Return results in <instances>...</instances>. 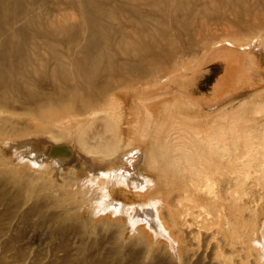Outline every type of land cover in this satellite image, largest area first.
Masks as SVG:
<instances>
[{
    "label": "rangeland",
    "instance_id": "obj_1",
    "mask_svg": "<svg viewBox=\"0 0 264 264\" xmlns=\"http://www.w3.org/2000/svg\"><path fill=\"white\" fill-rule=\"evenodd\" d=\"M257 2L243 0L240 5H232L228 0H0V53L6 57L8 70H12L10 66H18L17 63L21 68L22 65H42L45 58L51 59L56 53L65 59L68 70L74 66L73 70L78 72L82 68L78 56L84 41L92 35L100 36L101 48L109 53L103 55L101 48L96 49L94 52L104 58L101 57L95 67L101 72L107 66L104 82L93 84L102 77L93 74L89 80L92 83L83 85L82 94L110 106L106 112L99 109V115L109 117L112 134L118 140L141 145L140 128H145V124L147 127L168 124L172 118L181 122L180 127L184 122L208 124L206 127L212 124L215 128L234 123L239 135L251 127L260 138L264 135V0ZM222 41L235 42L242 50L226 46ZM18 44V60L13 66ZM136 69L142 78L136 75ZM46 71H51V66ZM167 76H171L169 80ZM173 78L175 82L170 83ZM43 90L50 92L49 87ZM189 99L208 108L198 114L199 109L192 106ZM70 117L73 129H83L89 124L88 119H96L98 123L92 131L100 127L99 116L95 119L88 114ZM20 138L25 136L17 139ZM51 143L50 150L58 145L68 149L69 163L74 162L78 153L84 155L75 138ZM15 146L14 149H18V145ZM242 150L240 142L239 151ZM23 160L20 162L24 163ZM247 160L242 155L239 158L243 164L249 163ZM160 164L162 166L163 162ZM245 171L248 179L236 201L244 210L235 212L236 233L226 219L210 216L213 219L205 220L204 214L189 217L195 220L191 228L196 232L188 240L187 264H264V183L261 177L264 152L250 160ZM206 199L203 196L205 203ZM82 200L81 206L86 210L94 207L91 197ZM0 203V208L4 209L6 201ZM11 211L9 209L8 213ZM43 221L44 215L33 216L25 224V240L18 243L23 248L24 258L14 261L11 258L14 249L0 246V264H60L59 260L67 255L68 264H89V249H98L106 264H127V252L140 251L138 244L128 239L130 229L122 231L125 235L121 237L102 232L107 225L115 226L112 221H107V225L98 224L100 235L105 237L100 243L104 246L97 247L99 237L90 241L88 234L81 233L80 229L68 236L64 233L67 244L60 249L54 240V224L45 226ZM2 223L7 231L0 234V244L7 240L13 226L22 225L19 216L14 219L7 216ZM232 237L234 246L231 247ZM147 252L137 264L150 263ZM159 264L180 262L170 259Z\"/></svg>",
    "mask_w": 264,
    "mask_h": 264
},
{
    "label": "bare ground",
    "instance_id": "obj_2",
    "mask_svg": "<svg viewBox=\"0 0 264 264\" xmlns=\"http://www.w3.org/2000/svg\"><path fill=\"white\" fill-rule=\"evenodd\" d=\"M242 1L228 0L232 5H240ZM101 40L100 36L92 35L84 41L78 56L82 68L78 72L73 70L74 66L68 70L65 59L56 53L51 59L45 58L42 65H22L21 68L16 62L19 44L15 46L12 60L13 66L15 63L18 66H10L12 70H8L6 57L0 53V202L7 203L4 209L0 208V234L7 231L2 223L7 216L12 219L19 216L22 224L13 226L7 240L0 246L2 249H14L11 256L14 261L22 260L25 255L18 243L25 240V224L31 217L42 215L45 226L54 224V240L58 248L66 246L65 235L80 229L81 233L88 234L90 241L99 237V243L95 244L97 247L104 246V243L100 244L105 237L100 235L98 224L107 225V221H112L115 226L107 225L102 232L121 237L125 235L122 231L130 229L128 239L140 247L138 252H127V264H137L146 250L149 264L170 259H179L180 264H187L186 249L196 232L191 228L195 220L189 217L199 214L205 215V220L210 216L226 219L236 233L235 212L244 210L236 204L237 195L244 191L248 179L245 170L250 160L264 152V135L259 138L251 127L239 135L234 123L215 128L212 124L206 127L208 124L201 126L184 122L180 127L181 122L172 118L168 124L151 127L145 124V128H140L138 140L143 147L118 140L112 134L109 117L99 115L110 106L82 94L83 85L92 83L89 80L93 74L102 75L93 84L98 82L102 85L104 82L107 66L101 72L95 67L97 62H101L100 58H104L94 52L101 48ZM222 42L242 50L235 42ZM101 51L103 55L109 53L105 48ZM49 66L51 71L47 72ZM127 67L130 71L128 64ZM136 75L142 78L137 69ZM44 87H49L50 92H45ZM189 103L199 109L198 114L208 108L191 99ZM87 114L92 119L99 116L100 127L96 131H92L97 127L96 119H88L89 124L80 130L71 127L73 119L70 116ZM22 135L31 138L17 139ZM72 138L77 140L84 153H78L73 163H69L67 148L58 145L49 149L51 141L67 142ZM240 142L243 143L242 151H239ZM15 145L18 149H14ZM129 148L134 151L127 152ZM241 155L249 163L239 162ZM22 159L24 163L20 162ZM160 162H163L162 166ZM261 177L264 183V173ZM203 196L207 198L206 203ZM87 197L94 199L95 203L88 210L81 206L84 203L82 199ZM9 209L12 210L10 213ZM231 239L232 247L234 240L233 237ZM89 250V264H106L103 254L97 253L98 249ZM68 257L60 259V264H68Z\"/></svg>",
    "mask_w": 264,
    "mask_h": 264
}]
</instances>
